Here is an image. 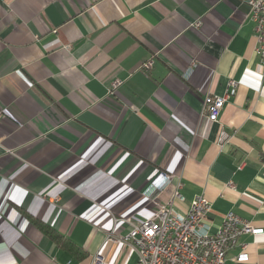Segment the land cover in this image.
<instances>
[{"label": "crops", "instance_id": "1", "mask_svg": "<svg viewBox=\"0 0 264 264\" xmlns=\"http://www.w3.org/2000/svg\"><path fill=\"white\" fill-rule=\"evenodd\" d=\"M256 47L245 0H0V264H135L107 239L111 213L138 224L160 207L185 213L199 194L214 231L230 211L264 229ZM232 79L211 121L205 99ZM160 173L174 175L168 187L143 195ZM242 251L240 264H264V233L241 234L229 258Z\"/></svg>", "mask_w": 264, "mask_h": 264}, {"label": "built area", "instance_id": "2", "mask_svg": "<svg viewBox=\"0 0 264 264\" xmlns=\"http://www.w3.org/2000/svg\"><path fill=\"white\" fill-rule=\"evenodd\" d=\"M245 2L249 4L252 18L256 21V53L261 60L264 76V0ZM200 25L201 21H197L196 26ZM152 63L149 61L144 67L150 68ZM192 71L193 68L189 69L188 75ZM121 83L120 80L113 81L112 91ZM237 85L238 82L232 79L229 89L223 96L208 95L202 114L211 121H218L228 98L236 93ZM2 116L3 112L0 109V118ZM230 138L231 134L222 129L217 142L223 148ZM173 178L172 174H158L143 191V195L151 197L154 193L163 191ZM174 197L183 199L178 190H175ZM211 209L210 199L204 194H199L194 197L185 213L160 207L138 224L131 222L127 216L111 213L112 225L107 239L116 244L124 243L128 248L135 250L137 255L135 264H240L248 261L249 256L245 251L232 259L229 258V251L237 244L241 234L249 232L263 234L264 229L255 228L250 221L230 211L225 215L223 223L214 231L208 217ZM124 223L131 225L126 234L120 232ZM102 260L103 257L97 255L95 263L99 264Z\"/></svg>", "mask_w": 264, "mask_h": 264}, {"label": "trees", "instance_id": "3", "mask_svg": "<svg viewBox=\"0 0 264 264\" xmlns=\"http://www.w3.org/2000/svg\"><path fill=\"white\" fill-rule=\"evenodd\" d=\"M28 217L31 218L35 226H37L41 231H43L48 236L55 239L57 243H59L62 247H64L65 249L73 253L77 258L81 259L85 257L86 252L80 246L76 245L75 243L69 240L62 238L59 234H57L56 231H54L53 226L49 225L48 223L43 222L41 219L35 216H31L28 214Z\"/></svg>", "mask_w": 264, "mask_h": 264}]
</instances>
